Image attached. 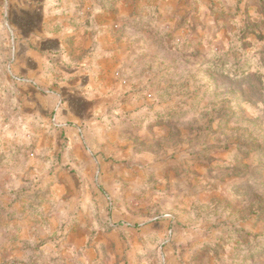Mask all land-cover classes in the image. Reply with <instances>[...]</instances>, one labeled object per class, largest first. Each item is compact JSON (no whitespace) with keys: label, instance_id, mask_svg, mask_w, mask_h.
<instances>
[{"label":"rangeland","instance_id":"rangeland-1","mask_svg":"<svg viewBox=\"0 0 264 264\" xmlns=\"http://www.w3.org/2000/svg\"><path fill=\"white\" fill-rule=\"evenodd\" d=\"M93 1L116 86L71 134L0 0V264H264V0Z\"/></svg>","mask_w":264,"mask_h":264},{"label":"crops","instance_id":"crops-1","mask_svg":"<svg viewBox=\"0 0 264 264\" xmlns=\"http://www.w3.org/2000/svg\"><path fill=\"white\" fill-rule=\"evenodd\" d=\"M29 1L13 24V76L34 92L57 90L44 97L58 102L55 119L63 129H91L86 119L101 115L97 104L116 86L111 75L119 61L117 16H102L95 1Z\"/></svg>","mask_w":264,"mask_h":264}]
</instances>
